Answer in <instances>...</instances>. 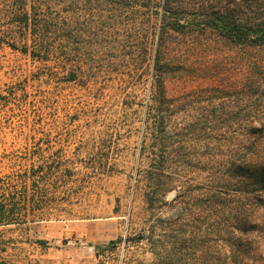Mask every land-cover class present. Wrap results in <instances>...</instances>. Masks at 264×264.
<instances>
[{"label": "rangeland", "instance_id": "374dc122", "mask_svg": "<svg viewBox=\"0 0 264 264\" xmlns=\"http://www.w3.org/2000/svg\"><path fill=\"white\" fill-rule=\"evenodd\" d=\"M43 6L55 24L40 57L22 52L19 29L16 48L4 43L0 19V203H14L0 264H153L134 237L147 216L137 181L157 21L96 0Z\"/></svg>", "mask_w": 264, "mask_h": 264}, {"label": "trees", "instance_id": "16d2710c", "mask_svg": "<svg viewBox=\"0 0 264 264\" xmlns=\"http://www.w3.org/2000/svg\"><path fill=\"white\" fill-rule=\"evenodd\" d=\"M45 1L0 0L3 42L16 48L19 29L22 52L40 57L37 42L55 24ZM96 1L115 17L157 21L137 181L147 216L134 239L146 242L153 264H260L264 0ZM13 215L14 203H0V225Z\"/></svg>", "mask_w": 264, "mask_h": 264}]
</instances>
